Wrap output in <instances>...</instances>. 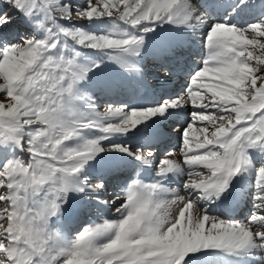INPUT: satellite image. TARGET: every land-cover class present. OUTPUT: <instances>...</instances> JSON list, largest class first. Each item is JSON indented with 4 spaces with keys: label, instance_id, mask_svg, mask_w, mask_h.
Here are the masks:
<instances>
[{
    "label": "snow or ice",
    "instance_id": "1",
    "mask_svg": "<svg viewBox=\"0 0 264 264\" xmlns=\"http://www.w3.org/2000/svg\"><path fill=\"white\" fill-rule=\"evenodd\" d=\"M213 6L221 19L199 0H0V264H264V0ZM185 41L207 53L178 92L101 103L157 46L163 87ZM141 126V146L116 142ZM125 157L153 175L109 191ZM246 199L244 219L213 214ZM93 207L114 218L73 231Z\"/></svg>",
    "mask_w": 264,
    "mask_h": 264
},
{
    "label": "bare ground",
    "instance_id": "2",
    "mask_svg": "<svg viewBox=\"0 0 264 264\" xmlns=\"http://www.w3.org/2000/svg\"><path fill=\"white\" fill-rule=\"evenodd\" d=\"M209 2H212V4H211V6H213V2L214 1H212V0H208ZM222 10L223 9H217L216 8V13H215V16H220V14H221V12H222ZM221 19V18H220ZM244 20H246L245 18H244ZM248 20V19H247ZM236 22L238 23V22H240V23H242L243 22V20H241V18H239V19H237L236 18ZM187 45H190V43H187L186 41H185V43H184V45H183V47H185V46H187ZM182 48H179L178 49V51L179 50H181ZM194 54L196 55V56H201V57H205L206 56V53H207V50L203 47V45L201 44V43H199L194 49ZM156 51H158V46L156 47V48H154L153 49V51H152V53H150V54H148V55H146V56H149V57H151V59H152V61H155V62H160L158 59H157V56H156ZM149 59V58H148ZM179 59H180V61H181V63H182V68H183V70H181V72H183V71H186V72H189V71H191L193 68H195L198 64H200L201 63V61L202 60H198V62H196V60H187V57L186 56H184V55H180V57H179ZM112 69L114 70V71H116V72H118L119 71V69L118 68H112V67H109V69H108V71H112ZM181 72H179V75H180V73ZM179 75H171V77L168 79V80H170V81H174V82H179L177 85H176V91L178 92L182 87H184L185 85H186V83H187V80H184V78H182L181 79V77L179 76ZM163 76V75H162ZM163 87H166V91L165 92H168V93H172L173 92V90H170L169 91V88L171 87L167 82L164 84V86ZM157 88H161V86L157 83ZM151 90V89H150ZM147 90H141V91H139L138 93H137V96H136V98H135V102L136 103H139V104H145V103H149V102H151L152 100H154L151 96H152V93H150L148 96H146V92ZM172 91V92H171ZM116 94V93H115ZM125 99V98H124ZM110 102V101H109ZM187 119V117L186 116H182L181 117V119H180V121H182V122H184L185 120ZM173 121H174V119L173 120H171V122L170 123H168L167 122V124L166 125H172V123H173ZM164 123H166L165 121L161 124V128H162V130L163 131H165V134L164 135H162L161 137H160V139H159V143H157V144H162L161 145V149H160V151H159V153L157 154V157H159L163 152H165V150H167V149H169V148H176V146L178 145V142L177 143H173V141L175 142L176 141V139H177V136H178V134H177V130H168L167 128H165V126L166 125H163ZM143 126H141V130H138L137 132H134V133H130L129 135H128V137L127 138H120L118 141H120V142H122V141H126V142H128V143H131L132 145H133V147H138V146H141V137H142V135L143 136H147V135H151L152 134V130L150 129L147 133H144L143 131ZM145 147H147V146H145ZM145 147H144V149H145ZM129 159L127 158V157H125V158H123V160H122V162L119 164V170H118V173H112V174H110V175H115V174H119V173H121V172H123L124 173V170H123V161H125L126 163H128L127 161H128ZM115 165L113 164V161H112V159H111V157H105V159L104 160H102L101 162H100V164L99 165H97L96 166V168L94 169V171L95 170H99V169H103V170H105V171H107V170H110L111 168H113ZM134 167H136V165L134 166ZM134 167H132V168H134ZM148 168L147 167H145V170H140V171H138L137 173H136V176L134 177V179L135 178H141V179H144L145 181H147V180H150V178H151V176L153 175V173H150V171L148 170ZM115 184H110L109 185V191H111L112 190V188L113 187H115V185H116V182H114ZM181 189V188H180ZM178 194L180 195V196H183L184 194L182 193V191L180 190L179 192H178ZM249 201V200H248ZM100 210H101V213H100V215H105L106 216V209L105 208H100ZM109 210V209H108ZM217 210V209H216ZM216 210H214V211H216ZM216 215H222L220 212H217V214ZM224 216V215H223ZM241 216V215H240ZM226 217V216H225ZM232 218H234L235 219V216L234 217H232Z\"/></svg>",
    "mask_w": 264,
    "mask_h": 264
},
{
    "label": "rangeland",
    "instance_id": "3",
    "mask_svg": "<svg viewBox=\"0 0 264 264\" xmlns=\"http://www.w3.org/2000/svg\"><path fill=\"white\" fill-rule=\"evenodd\" d=\"M208 1V0H207ZM201 3H205V2H201ZM208 5V4H207ZM90 30H97L96 29V26H91V29ZM101 30H103V29H101ZM166 36V33H163V34H161V38H164ZM183 36V35H182ZM187 48H189V47H187ZM185 51V50H184ZM146 58L149 60V61H152V59H151V57H149V56H146ZM148 60H146V59H144V62H143V67H144V72H145V76L147 77V78H149V79H156L157 78V72L159 71V73H161L162 72V70H158L157 69V67H156V63L155 62H149ZM194 60H196V59H194ZM196 62H198V60H196ZM111 72H116V71H114L113 69H112V71ZM161 77H162V75H161ZM140 82L136 79V78H134V77H129V78H127L126 80H125V83H124V87L123 88H120V89H117V90H115L114 91V93H116L115 95H113V96H111V94H109V95H103V96H100V101H101V103H103V102H115L116 101V103H121V101L120 100H122V97H124V96H127L128 98L127 99H125V102H127V103H129L130 102V100L132 99V97L133 96H135L136 95V89H138L139 87H140ZM149 85H151V84H149L148 83V86ZM152 86V85H151ZM152 90V89H151ZM120 92V93H119ZM177 92V91H176ZM156 96H159L160 95V93H158V94H155ZM115 100V101H114ZM130 104V103H129ZM133 106H135V105H133ZM174 122H176V120H174L173 121V128H175L174 130H178L181 126H182V124H178V123H174ZM171 130H173V129H171ZM128 137V136H127ZM127 137H125V138H127ZM179 137V136H178ZM122 138H124V137H122ZM120 139V138H119ZM118 139V140H119ZM116 141V142H120V141ZM178 141H179V139H177ZM122 142H124V141H122ZM126 142V141H125ZM173 143H175L174 141H173ZM179 143V142H178ZM151 147H155V146H153V145H151ZM135 150V149H134ZM148 150V147H147V149H145L144 151L146 152ZM155 152H157L156 150H155ZM124 162L125 161H123V164H124ZM149 170V169H148ZM150 172H151V170H149ZM151 173H153V172H151ZM115 180H117L118 181V185L120 184V182H121V180L122 179H124L123 178V176H120V177H118V178H114ZM125 180V179H124ZM127 180V179H126ZM171 187L172 188H175L176 187V185L175 184H173V185H171ZM181 190V189H180ZM179 192V191H178ZM183 193V192H182ZM173 197H171V196H169V199H172ZM100 209V208H99ZM86 212L87 211H85L84 213H82L81 214V217L83 218V217H85V222H83L82 224H85V223H88V221H86V219H90V220H93L94 218H93V215L94 214H96L97 212H98V210H97V208H95V207H93L92 209H91V211L88 213V214H86ZM100 213H101V211H100ZM106 215H108V218H114V212L113 211H106ZM107 216H99V217H97L95 220H94V222H101L102 221V219H104V218H106ZM239 219H242V218H239ZM90 222H92V221H90ZM81 225V224H80ZM78 227H79V224H78ZM72 229V228H71Z\"/></svg>",
    "mask_w": 264,
    "mask_h": 264
}]
</instances>
